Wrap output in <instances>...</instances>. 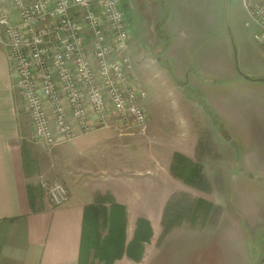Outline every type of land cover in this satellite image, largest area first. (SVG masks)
Wrapping results in <instances>:
<instances>
[{
    "label": "crops",
    "instance_id": "0c3cea01",
    "mask_svg": "<svg viewBox=\"0 0 264 264\" xmlns=\"http://www.w3.org/2000/svg\"><path fill=\"white\" fill-rule=\"evenodd\" d=\"M254 1L264 5V0ZM167 2L182 16L178 22L165 14ZM182 5L180 0H165V4L163 0H122L126 19H130L133 27L128 46L131 55L138 54V49H146L144 42L157 32L158 27L168 36L165 49H169L170 38L179 32L199 39V27L194 24L197 18H191ZM244 11L247 13L246 9ZM0 13L7 14L12 24L18 23L10 0H0ZM138 18L144 20L135 27ZM252 25L256 31L253 20ZM202 33V39L195 40L194 45L206 38L207 33ZM157 38L158 42H163L159 35ZM208 42L207 38L195 49H202ZM127 54L133 64L129 50ZM10 65L8 47L0 43V264H80L85 212L104 199L110 202V209L106 214H100L99 219L107 221L106 230L118 228L113 223L112 204L123 206L125 212L121 254L111 264H244L236 244L245 237L244 245L251 247L252 232L264 231V197H260L261 212L256 203V210L252 211L254 206L246 202L244 213L248 216L244 217L230 209L227 194L223 197L217 191L200 190L203 193L196 196L207 198L216 208L212 220L198 223L195 216L190 222H175L164 230L162 219L170 192L165 184L173 178L172 153L177 150L167 158L164 156L160 164L155 157L160 151H155V158L152 157L145 141L144 145L138 146L139 136L132 143L136 151L123 149V134H117L116 126L119 125H116L114 115L108 116L107 125H96L90 132H82L73 121V135L65 140L58 131L50 105L45 102L56 137V143L47 145L33 136L30 115L16 88ZM194 74L192 69L187 72V80ZM88 112L89 119L96 121L92 111L88 109ZM126 132L129 131L121 133L128 134ZM27 133L34 146L26 144ZM200 135L195 127L191 130L190 136L196 140L194 151L201 141ZM37 146L39 151L34 150ZM196 153H192V157L195 156L196 162L203 166ZM184 154L190 156V152ZM133 175L139 177L138 180H134ZM252 179L263 181L259 176ZM41 180L64 183L68 200L52 206L40 186ZM138 219L148 223L150 236L147 241H142L141 257L136 259L127 254L124 247L133 240ZM251 262L254 264L253 260L248 261Z\"/></svg>",
    "mask_w": 264,
    "mask_h": 264
},
{
    "label": "rangeland",
    "instance_id": "374dc122",
    "mask_svg": "<svg viewBox=\"0 0 264 264\" xmlns=\"http://www.w3.org/2000/svg\"><path fill=\"white\" fill-rule=\"evenodd\" d=\"M180 1L183 2V9L188 10L189 16L197 18L194 24L199 27V39L195 35L192 37L191 34L179 32L177 36L170 38L169 49L161 53L159 60L156 58L168 42H158L157 32L144 42L146 49H138V54L132 56V50L127 49L133 60L134 81L146 94L142 104L147 121L142 126L129 128L114 119L118 123L116 125H119H115L116 131L120 136L123 134V149L132 148L129 149L131 152L136 151L132 143L140 138L138 146L141 147L146 142L152 157L155 151H160L155 156L160 164L164 156L167 158L173 150H177L172 153L173 178L165 186L170 191L167 214L172 216L177 212L179 223L190 222L195 216L199 219L198 223L209 222L217 212L213 202L211 206L207 198L196 196L203 193L199 188L208 192L217 191L223 197L227 194L230 209L247 217V213H244L246 202L252 203V211L256 210L255 203L260 212L263 209L264 82L245 80L239 76L237 69L251 78H264V49L253 38L255 29L251 18H248L243 9L242 0ZM163 2L165 4V0ZM177 12L167 2L165 14L173 22L182 18ZM143 20L138 18L134 26ZM127 23L132 30L130 19ZM201 30L205 32L202 33ZM201 33H207L206 38L194 45L195 40L202 39ZM161 34L164 36L163 32ZM143 38L142 41L145 39ZM207 38L209 42L202 49H195ZM156 43L160 45H155ZM171 46L173 49H170ZM191 69L195 74L193 78L191 74L188 76L189 84L184 86L183 83L187 80L183 78ZM149 116L152 117L148 120ZM88 120L90 128L86 132L92 131L96 125L102 127L100 118L93 122ZM75 123L80 128V123ZM194 127L201 134L197 151H194L196 140L190 136ZM121 128L124 130H120ZM125 130L129 131L126 132L128 134L121 133ZM81 131L85 132V129ZM27 132H30L29 129ZM27 134L26 144L34 146L32 137ZM34 148L39 151V146ZM184 152H190V156ZM195 152L203 166L196 162L195 156L192 157ZM197 164L201 167L203 177L198 180L199 188L190 182L196 176L193 168ZM257 176L263 181H252V177ZM132 177L134 180L139 178L136 175ZM195 190L198 191L197 194ZM232 192L238 196H234ZM109 203L104 199L98 204L107 213ZM112 213L114 225L120 227L122 220L119 213L114 214L113 210ZM90 222L87 223L88 228L82 239L80 264L99 263V244L111 231L106 230L107 221L100 220L99 217L96 219L98 225L95 231ZM118 232L120 230L113 229L111 235ZM252 233L251 247L244 245L245 237L236 244L237 253L242 254L244 264H250L249 260L259 264L264 254V231Z\"/></svg>",
    "mask_w": 264,
    "mask_h": 264
},
{
    "label": "built area",
    "instance_id": "2783aa9c",
    "mask_svg": "<svg viewBox=\"0 0 264 264\" xmlns=\"http://www.w3.org/2000/svg\"><path fill=\"white\" fill-rule=\"evenodd\" d=\"M10 2L18 23L0 13V43L8 47L11 72L36 139L56 143L45 102L65 140L73 135V121L80 130L90 128L88 109L102 126L109 114L129 128L147 121L146 94L134 81L127 54L131 31L122 0ZM242 2L256 26L253 38L264 49V5ZM40 186L52 206L68 200L63 183L41 180Z\"/></svg>",
    "mask_w": 264,
    "mask_h": 264
},
{
    "label": "trees",
    "instance_id": "16d2710c",
    "mask_svg": "<svg viewBox=\"0 0 264 264\" xmlns=\"http://www.w3.org/2000/svg\"><path fill=\"white\" fill-rule=\"evenodd\" d=\"M172 168L173 167L171 166V170H172ZM193 169H194L193 173L196 176L191 178L190 182H192L197 188H199L198 187L199 186L198 180L203 178L201 175V167L199 164H197L196 166H194ZM195 177L197 179H195ZM199 189L205 191L203 188H199ZM208 204L211 205L210 202ZM111 208H112L114 214L116 213V210H118L116 214L119 213V216L122 220V225L117 228L118 230H120V232H118L115 235H111V231L113 230L112 229L110 231L109 235H107V237H105L104 240L99 244L98 260H100V262L98 264H111L113 259H115L116 257H118L121 254L120 251H121V246L123 243V234H124V226H125V212H124L123 206H121L119 204L114 203V204H112ZM196 208H197V204H195V210H197ZM85 211H86V209H85ZM100 213H103V215H104V214H106V210L104 208H101L99 206V204L87 208V211L85 212V223L83 226V235L86 234V230L88 228L87 223H89L90 221H91L90 223L92 224V229L95 231L96 225H97L96 219H98ZM194 213L195 212H193V215H194ZM176 214H177V212H175V215H172V216L167 214V206H166L165 211L163 213V219H162V225H163L164 230L171 227L173 224H175V222H179V220H177ZM147 226H148V223L145 220L138 219L137 220V227L135 230V236H134L133 240L126 246V248L124 247V251L126 250V253L131 255L133 258L138 259L141 257L142 241H144V240L147 241L149 236H150V230H149V227L147 228ZM144 229H147V232H145ZM122 250H123V248H122Z\"/></svg>",
    "mask_w": 264,
    "mask_h": 264
},
{
    "label": "flooded vegetation",
    "instance_id": "af4514ba",
    "mask_svg": "<svg viewBox=\"0 0 264 264\" xmlns=\"http://www.w3.org/2000/svg\"><path fill=\"white\" fill-rule=\"evenodd\" d=\"M130 31H131V30H130ZM160 31H161V28L158 27V29H157V33H158V35L163 39V40H162L163 42H168V36H167L166 34H164V36H162V34H161ZM158 35H157V36H158ZM166 46H167V45H166ZM166 46H165V48H166ZM165 48H164V49H161V51L159 52V55L157 56L156 59H158V60L161 59V53H162L163 51L165 52V50H166ZM160 61H161V60H160ZM160 61H159V62H160ZM160 63H161V62H160ZM160 63H159V64H160ZM160 65H161V64H160ZM188 73H189V72H188ZM183 79H184V80H187V73H186V75H185V78H183ZM183 84H184V86H186V85L188 86V84H189V83H188V80H187V82H184Z\"/></svg>",
    "mask_w": 264,
    "mask_h": 264
},
{
    "label": "water",
    "instance_id": "95a60500",
    "mask_svg": "<svg viewBox=\"0 0 264 264\" xmlns=\"http://www.w3.org/2000/svg\"><path fill=\"white\" fill-rule=\"evenodd\" d=\"M237 73L239 74V76H241L242 78H244L245 80H253V81H260V82H264V78H251L249 77L248 75H245L243 74L242 72H240L238 69H237ZM259 264H264V254H263V257L260 259V262Z\"/></svg>",
    "mask_w": 264,
    "mask_h": 264
}]
</instances>
